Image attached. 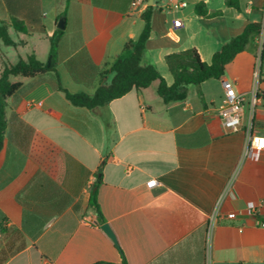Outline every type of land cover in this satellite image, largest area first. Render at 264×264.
Listing matches in <instances>:
<instances>
[{"label": "crops", "instance_id": "0c3cea01", "mask_svg": "<svg viewBox=\"0 0 264 264\" xmlns=\"http://www.w3.org/2000/svg\"><path fill=\"white\" fill-rule=\"evenodd\" d=\"M184 1L187 6L178 8V0H40L45 32L8 28L16 46L0 42V73L30 54L44 62L61 17L56 73L69 93L86 94L96 82H74L66 61L84 49L98 69L105 68L138 37L148 6L153 31L140 64L154 65L167 86L173 83L167 55L193 48L210 63L248 23L264 24V0H238V9L226 0ZM198 2L221 14L197 16ZM4 11L0 0V21L7 19ZM35 36L44 37L41 56L35 42L29 45ZM262 45L264 33L251 34L224 77L200 85L201 99L197 87L187 86L183 100L164 103L154 82L93 112L70 105L52 88L50 74L22 80L5 106L0 264H119V249L126 264H264V226L257 224L264 223V151L244 155L249 128L264 136V101L251 115L246 100L237 132H227L215 113L224 98L221 80L238 93L254 86L264 93ZM100 166L97 203L117 246L89 206ZM219 199L220 214L236 217L209 227ZM247 207L255 209L252 216L244 214Z\"/></svg>", "mask_w": 264, "mask_h": 264}, {"label": "trees", "instance_id": "16d2710c", "mask_svg": "<svg viewBox=\"0 0 264 264\" xmlns=\"http://www.w3.org/2000/svg\"><path fill=\"white\" fill-rule=\"evenodd\" d=\"M39 1L1 0L7 16L6 20L0 21V42L4 46H16L8 33V28L23 35L45 32L41 22ZM225 4L238 9V0H226ZM194 11L201 18L221 14V12H208L203 2H198ZM152 14V7L148 6L141 14L143 28L138 37L129 40L124 45L122 54L113 58L105 68L98 69L84 49L66 61L67 71L74 82L84 85L96 82L92 94L69 93L60 83L56 73V64L62 30L55 29L49 37V51L44 62L38 61L33 54H30L25 59H18L14 64L6 63L0 73V150L6 127V99L19 90L22 80L50 74L53 76V80L50 82L52 88L62 92L70 105L86 108L93 112L131 90L141 92L154 82H157L156 94L164 103L183 100L186 97L187 86L197 87V95L201 99L200 85L209 79H222L225 75L226 65L245 49L251 34L264 33V24L248 23L240 34L221 45L220 49L212 55L210 63L201 61L197 50L193 48L167 55L165 62L173 77L172 85L167 86L154 65L142 66L140 64L144 52L150 46V34L153 31ZM260 58H264V45H262ZM14 78H18V80L14 81ZM100 184L101 166L98 169V176L91 186L89 206L96 212L98 223L102 224L105 223V219L97 203V189ZM119 252L121 258L119 264H126L120 249Z\"/></svg>", "mask_w": 264, "mask_h": 264}, {"label": "built area", "instance_id": "2783aa9c", "mask_svg": "<svg viewBox=\"0 0 264 264\" xmlns=\"http://www.w3.org/2000/svg\"><path fill=\"white\" fill-rule=\"evenodd\" d=\"M187 3L184 0H178L177 7L184 8ZM174 26H179L180 21H174ZM222 87L224 89V98L216 109L215 113L219 118L221 125L227 132H237L241 130V120L243 116V106L246 100L249 101L250 112H252L257 104V102L264 101V93H259L257 88L254 86L248 93H238L235 91L233 85L225 80H221ZM264 151V136L256 135L251 132L249 128L246 132L245 137V149L244 155L251 156L256 152ZM220 201L218 200L212 212L208 215L209 227L219 219L233 220L235 219V213L229 212L225 215H221ZM255 213V209L247 207L244 210V214L252 216ZM259 226H264V223L258 221Z\"/></svg>", "mask_w": 264, "mask_h": 264}, {"label": "water", "instance_id": "95a60500", "mask_svg": "<svg viewBox=\"0 0 264 264\" xmlns=\"http://www.w3.org/2000/svg\"><path fill=\"white\" fill-rule=\"evenodd\" d=\"M151 2L152 0H150L149 4H151ZM64 22H65V19L63 17L59 18L56 24V28L59 30H62L64 28ZM97 222H99V220H97ZM100 229L112 241V243L115 246H117L116 236L114 232L112 231V229L110 228V226L107 223H102L100 224Z\"/></svg>", "mask_w": 264, "mask_h": 264}, {"label": "rangeland", "instance_id": "374dc122", "mask_svg": "<svg viewBox=\"0 0 264 264\" xmlns=\"http://www.w3.org/2000/svg\"><path fill=\"white\" fill-rule=\"evenodd\" d=\"M46 25V32L49 34L50 30H51V26L50 25H47V23L45 24ZM17 34V33H16ZM41 34V33H40ZM33 42H35V45L37 46V50H38V56H41V54H39V50L42 49L43 45H44V37L43 36H35V38H31V40H29V45L33 44ZM8 49V48H7ZM9 50V49H8ZM14 53L15 51L12 50ZM22 51V50H21ZM41 61V60H40ZM13 62H16L13 61ZM43 62V61H42Z\"/></svg>", "mask_w": 264, "mask_h": 264}]
</instances>
